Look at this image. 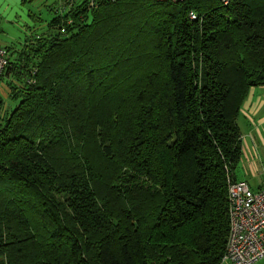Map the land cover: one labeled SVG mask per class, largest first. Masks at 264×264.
<instances>
[{
  "label": "trees",
  "instance_id": "16d2710c",
  "mask_svg": "<svg viewBox=\"0 0 264 264\" xmlns=\"http://www.w3.org/2000/svg\"><path fill=\"white\" fill-rule=\"evenodd\" d=\"M64 1L7 48L0 264H221L264 0Z\"/></svg>",
  "mask_w": 264,
  "mask_h": 264
},
{
  "label": "rangeland",
  "instance_id": "374dc122",
  "mask_svg": "<svg viewBox=\"0 0 264 264\" xmlns=\"http://www.w3.org/2000/svg\"><path fill=\"white\" fill-rule=\"evenodd\" d=\"M63 7L64 0H0V46L5 48L20 46L27 37L30 38L44 33L48 28V23L56 13L62 12ZM10 90L6 81L3 80L0 84V121L11 113L18 104V101L10 97ZM254 92L256 95L263 94L260 97L264 99V88H254L251 89L247 100ZM245 103L241 109L238 123L243 134V148L245 146V151L247 152L248 148L245 142L247 141L249 145L253 143V138L249 135V131L252 130L256 134L258 129L255 127L261 125V123L263 124L264 118L260 119L259 117L262 116H254ZM262 114H264V106L260 115ZM260 130L264 132V125ZM254 139H256L257 145H261L259 135H256ZM252 151L258 154L259 157L258 149L254 150L252 148ZM243 159H245L244 150L242 162ZM262 262L259 261L255 264H264ZM221 264L231 263L223 261Z\"/></svg>",
  "mask_w": 264,
  "mask_h": 264
},
{
  "label": "built area",
  "instance_id": "2783aa9c",
  "mask_svg": "<svg viewBox=\"0 0 264 264\" xmlns=\"http://www.w3.org/2000/svg\"><path fill=\"white\" fill-rule=\"evenodd\" d=\"M89 1L95 4V0ZM223 2L228 5L230 0ZM190 18L194 20L196 15L191 12ZM9 63L8 49L0 46V84ZM228 198L229 235L222 262L255 264L264 261V185L254 190L247 181L228 178Z\"/></svg>",
  "mask_w": 264,
  "mask_h": 264
},
{
  "label": "crops",
  "instance_id": "0c3cea01",
  "mask_svg": "<svg viewBox=\"0 0 264 264\" xmlns=\"http://www.w3.org/2000/svg\"><path fill=\"white\" fill-rule=\"evenodd\" d=\"M65 2V1H64ZM63 11V9L61 10ZM4 80V79H2ZM5 81V80H4ZM264 88V87H259ZM254 89V88H253ZM250 95V94H249ZM263 94L256 95L255 92L251 94L250 98L247 100L245 105L247 106L248 110L254 114V116H262L259 117L264 118V114L260 115L261 110L264 106V99H262L260 96ZM264 123L261 125H257L255 128L258 129L257 133H253L252 130L249 131V135L253 138L252 139V145H249V143H246L247 146V152L242 147V151L244 150L245 159L242 158L239 163V166L237 167L236 171L234 172V180L237 181H247L249 185L254 189L258 190L263 187L264 185V132H262L260 129L263 127ZM241 128V127H240ZM256 135H259V142H261V145H257V141L255 138ZM242 140L243 137H242ZM261 147V148H260ZM252 148L254 150H259V157L258 154H255L252 151ZM239 169V171H238ZM264 263V261L262 262Z\"/></svg>",
  "mask_w": 264,
  "mask_h": 264
}]
</instances>
